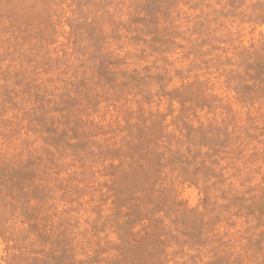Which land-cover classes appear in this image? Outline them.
I'll list each match as a JSON object with an SVG mask.
<instances>
[{"label": "rangeland", "instance_id": "374dc122", "mask_svg": "<svg viewBox=\"0 0 264 264\" xmlns=\"http://www.w3.org/2000/svg\"><path fill=\"white\" fill-rule=\"evenodd\" d=\"M0 264H264V0H0Z\"/></svg>", "mask_w": 264, "mask_h": 264}]
</instances>
